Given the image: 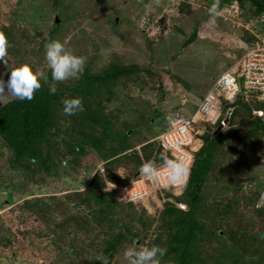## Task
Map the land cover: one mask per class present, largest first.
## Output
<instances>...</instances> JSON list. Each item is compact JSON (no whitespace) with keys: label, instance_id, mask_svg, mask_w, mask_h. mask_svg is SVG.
I'll list each match as a JSON object with an SVG mask.
<instances>
[{"label":"trees","instance_id":"16d2710c","mask_svg":"<svg viewBox=\"0 0 264 264\" xmlns=\"http://www.w3.org/2000/svg\"><path fill=\"white\" fill-rule=\"evenodd\" d=\"M138 2L140 4L141 0ZM150 2H168L185 11H190L193 5L180 0H144L141 5H149ZM225 2L227 0H219L218 9ZM255 2L257 6L253 15H261L264 13V0ZM57 3V0H27L16 7L9 23L0 26V32L4 33L11 45L5 57L9 63L27 60L38 70L44 45L55 39L56 34L64 32V27L55 20L52 25H42L47 22L46 18L52 15L56 18L60 14L55 10ZM47 6L50 7L47 9ZM39 9L41 11L38 13ZM39 17L43 23L38 20ZM107 21L111 30L119 26L114 18L110 17ZM200 22L201 19L194 22L189 36L184 40H178L173 33H170L171 39L164 40V57L169 63L193 42ZM176 29L183 31L178 26ZM245 29L254 35L261 31L263 35L264 22L257 23L253 30ZM118 34L124 38L122 31H118ZM172 39H177L179 43L177 52L170 53L168 45ZM81 44H77L80 49L78 55L85 57L86 62L78 80H41V88L34 92L33 99L21 101L10 97L0 103V154L5 158L1 165L8 171L3 185L9 190L6 194L10 197L13 190L17 192L25 187L33 190L34 185L47 184L51 176H59L60 171H65L70 164H74V170L80 158L89 152H94L105 166L104 172L97 170L82 190L63 195L28 197L19 203L21 214L42 221L43 229L39 236L47 233L53 237V241L63 245L70 239L66 243L67 254L77 257L87 252L84 257L89 264H101L95 259L99 253L108 257L109 264H115L116 254L121 248L129 247L130 243H134L135 247L141 246L145 242L148 247L155 244L167 248L161 264H167L169 260L173 264H264V204H259L264 178L254 168L259 166L260 159L242 156L241 160L246 161L247 167L250 159L252 164L256 162L252 167L254 171L246 181L240 180L238 183L230 180L223 183L227 188L222 185L220 189L217 184L213 193L206 191L207 186L215 184V176H208L219 156L237 153L229 137L246 142L255 153L256 148H260L258 145L264 141V110L258 108L261 104L252 107L243 100L245 96L239 95L226 106V112L231 110L227 123H201L216 128L206 133L201 146L194 151L189 178L182 192L174 195L172 188H165L163 194H157L163 199L173 196L174 202L183 201L186 208L182 209L173 201L166 200L158 217H150L141 201L126 203L115 196L114 189L107 190V187L110 182L124 183L139 177V167L145 161L152 160L160 165L162 158H172L170 153L163 152L159 139L144 144L143 148L135 147V140L140 139L143 126L154 136L167 128L169 113H162L154 104L143 110L129 91V88L135 91V87L139 91L147 87L154 89L155 82L146 86L149 81L153 82V78L146 75H156L157 72L134 62H121L118 57L107 62L101 70L92 71V62L86 56L87 47H81ZM0 66L5 70V64L0 63ZM166 70L169 72V67ZM47 72L48 66L43 73ZM53 83L57 91L50 94L49 88ZM157 90L161 95L165 93L161 86ZM66 97L81 98L82 110L65 115L61 101ZM117 105H129L126 115L120 109L123 118ZM177 110L183 111V108ZM256 110H263V114ZM237 117L241 120L237 121ZM156 118L161 120L155 125ZM163 121V127L155 128ZM236 121L239 124L234 128ZM226 125L229 130L221 131ZM227 148L231 149V154ZM64 161H67L66 165ZM125 161L134 165L129 179H122L116 170ZM222 162L229 170L233 160L226 156ZM4 187L0 189L4 190ZM217 214H223L222 219H227L228 215L230 217L215 226L216 222L220 223L215 219ZM249 215L255 218L250 219ZM71 222L74 234L69 237ZM92 222L101 229L90 226ZM261 223L260 231L253 233L250 230ZM21 232L27 236L31 231L22 229ZM215 237L217 243L210 245L212 242L209 240L214 242ZM14 238V233L1 235L0 247H10ZM75 264L86 263L77 260Z\"/></svg>","mask_w":264,"mask_h":264},{"label":"rangeland","instance_id":"374dc122","mask_svg":"<svg viewBox=\"0 0 264 264\" xmlns=\"http://www.w3.org/2000/svg\"><path fill=\"white\" fill-rule=\"evenodd\" d=\"M25 1L27 0H0V26L9 23L13 11ZM143 1L141 0L139 4L138 0H57L55 10L56 13L60 14L56 18L53 15L46 18L47 22L42 24L43 26L46 24L52 25L54 20L61 23L64 32L56 34L55 39L64 42L66 47L77 55L80 54L77 44L82 43L81 47L86 46L88 52L85 54L92 62V71L101 70L106 67L107 62L113 58L117 59L116 57L121 62H134L156 71V75L145 74L147 77L153 78V82L149 81L146 86L155 82L156 87L154 89L147 87L139 91L135 87V91H131L129 88L130 95L138 103L140 102L139 107L143 110L154 104L157 110L165 114L179 108H185L192 114L199 100L208 93L216 79L249 49L251 44L258 39L257 36L262 35L260 34L261 31L254 35L244 27L249 17L255 14L253 12L257 6L255 2L257 0H253V2L251 0H227L218 9L219 14L214 21L209 20V14L207 13L208 8L217 0H195L194 4L190 6V11H185L177 5H170L168 2H150L149 5L143 6L141 5ZM49 7L47 6V9ZM44 10L46 11V7H44ZM40 11L39 9L38 13ZM205 14L207 15L204 16ZM110 17L114 18L119 25L116 30L109 28L111 25H109L107 19ZM198 19H201V22L195 39L185 46L181 53H178L175 60L169 63V60L167 61L164 57L166 44L164 40L169 38L170 33H173V36L178 40H184L189 36L190 29ZM38 20L43 23L41 17ZM177 26L181 27L183 31L177 30ZM118 31L124 33V38L119 36ZM177 39H172L169 42L170 53L171 51L177 52V44L179 43ZM40 62L41 66L38 70L44 72L47 67L44 53ZM13 64L15 62L11 61L9 63L10 66ZM166 67H169V72ZM0 75L6 81L9 70L7 68L3 70L0 66ZM70 79L72 78L67 80ZM240 82L242 83L243 79H240ZM160 86L165 91L162 95L157 90ZM9 98L10 96L7 95L0 97V103L7 101ZM243 100L252 107L261 104L258 108L264 110V104H262L264 101L258 100L255 96H245ZM117 107L121 118H123L121 110L123 109L124 115H126V109L129 108V105L124 107L117 105ZM160 120V118H156L155 125ZM239 120L241 118L237 117V121ZM237 121L233 125L234 128L239 124ZM164 123L165 121L155 128L160 129L164 126ZM215 128V126L207 124L198 125V136L201 142H203L206 133L213 131ZM227 130H229L227 125L221 129V131ZM149 132L144 126L141 128L140 139L135 140L136 148H143L144 144L154 140L156 142L161 133L159 132L157 136H154ZM229 138L236 146L237 153L234 154L231 149L227 148V151L232 154L219 156L208 176V178L215 176V184L207 186V192L211 190L213 193L217 184H219L217 187L220 189L222 185L227 188L228 186L223 183H228L230 180L238 183H240V180L246 181L250 178L254 168H257V174L264 178V141L258 145L260 148H256L255 153L246 142H240L234 137ZM226 156L233 160L229 170L226 168L227 165L222 162L223 157ZM242 156H249L250 158L255 156V159H260L259 166L254 167L256 162L252 164L250 159L249 167H247L246 161L241 160ZM4 161L5 158H2L0 154V188L4 187L3 179L5 175L6 178L8 177V171L5 170L4 165H1ZM220 162H222L221 165L218 164ZM73 166L74 164H70L65 171H60L59 176H51L52 181L50 180L45 185H34L33 190H28L26 187L17 190V192L13 190L11 197L6 194L9 191L8 189L5 187L4 190L0 189V236L9 233L15 234L10 247H0V264H75L77 260L89 264L84 257L88 254L87 252L77 257L67 254L69 250L66 243L70 242V239L63 245L61 242L53 241V237H49L47 233L39 236V232H42L43 229L42 221L26 217L21 214L19 209V203L28 197L47 194L63 195L69 191L86 188L89 180L104 165H101V161L97 159L94 152H89L80 158L74 170H72ZM133 166L132 162L125 161V164L122 163L116 170L122 179H129L134 169ZM252 167H254L253 170ZM14 179L13 174V181ZM119 183L121 181L110 182L107 187V190H115L114 193L118 199L119 188L117 186ZM172 199L173 196L164 199L158 197V195L154 198L149 197L144 200V207L149 211L150 217L157 218L164 202L166 200L173 201ZM222 217L223 214L215 215V219L220 222H216L215 226L226 221L230 215L227 219H222ZM252 218L255 217L250 216V219ZM262 225V223L257 224L250 230L256 233L260 231L259 228ZM90 226L95 227L96 230L101 229L94 222ZM209 228L214 227L210 226ZM22 229H29L31 232L24 236L21 232ZM68 229L71 231L69 237H72L74 234L72 222ZM212 230L210 229V231ZM213 239L214 242L209 240L212 242L210 245L217 243L215 242L216 237ZM130 246L135 245L130 243ZM136 247L139 246L136 245ZM125 249L121 248L117 252L115 264H126L123 258Z\"/></svg>","mask_w":264,"mask_h":264},{"label":"built area","instance_id":"2783aa9c","mask_svg":"<svg viewBox=\"0 0 264 264\" xmlns=\"http://www.w3.org/2000/svg\"><path fill=\"white\" fill-rule=\"evenodd\" d=\"M194 3L195 0H180ZM264 22V13L251 15L245 22L244 27L253 30V27ZM243 79V82H240ZM255 96L264 100V34L259 35L253 45L238 58L235 63L224 71L214 82L208 93L199 101L195 111L190 114L185 108L183 111H173L167 116V128L159 135V141L164 153H170L174 158H183L188 174L176 183L165 187L153 184L146 178L139 176L124 182L119 188V199L125 202L143 201L149 197L163 194L165 188L177 191L188 181L190 166L193 161V153L201 145L197 136L198 125L210 122L212 124L223 122L225 119L226 106L239 96ZM263 114V110L256 111ZM103 171L104 168L101 167ZM264 188L260 193L259 204H264ZM179 207L186 208L183 202L177 203Z\"/></svg>","mask_w":264,"mask_h":264},{"label":"clouds","instance_id":"9594fccd","mask_svg":"<svg viewBox=\"0 0 264 264\" xmlns=\"http://www.w3.org/2000/svg\"><path fill=\"white\" fill-rule=\"evenodd\" d=\"M208 13L209 20L214 21L215 17L219 14L218 0L208 8ZM10 47L11 45L4 33L0 32V63L5 64L6 68L9 70L8 79L6 81L2 78V75H0V97L7 95L21 101L31 100L33 99L34 92L41 88V80L51 79L53 82H61L69 78L78 80L80 75L83 73V66L86 62L85 57L77 55L75 52L69 50L65 43L60 40L53 39L44 45V57L48 66L47 74L36 70L33 64L27 60L17 62L16 64L10 66L8 61L5 59L8 48ZM56 91L57 89L55 83H53V85L49 88V93L55 94ZM61 103L63 104L64 114L69 116L82 110L83 107L82 100L79 97H66L62 99ZM225 119L222 123L225 122ZM63 163L66 165L67 161H64ZM101 165H103V163H101ZM101 167L105 170L104 166ZM104 170L100 171L104 172ZM138 173L140 176L151 181L153 184L161 185L163 183V185L167 187L168 185L174 184L178 180L186 177L188 174V168L183 158L169 159L165 157L162 158V164L160 165H157L152 160L143 162L139 167ZM122 184L123 183H119L117 188ZM181 190L182 188L175 192L173 191V193L176 195L177 193L180 194ZM261 199H264V196H262ZM141 202L144 204L143 201ZM178 202L183 201H175L176 204ZM166 252V247H161L155 244L148 247L147 242H145L144 245L139 247H127L123 252V258L126 261V264H161ZM95 259L100 261L101 264H109L108 257L104 256L103 253L97 254ZM167 264H173V262L169 260Z\"/></svg>","mask_w":264,"mask_h":264},{"label":"water","instance_id":"95a60500","mask_svg":"<svg viewBox=\"0 0 264 264\" xmlns=\"http://www.w3.org/2000/svg\"><path fill=\"white\" fill-rule=\"evenodd\" d=\"M230 114H231V110H228L226 112V119H225V122L224 123H227L229 121Z\"/></svg>","mask_w":264,"mask_h":264}]
</instances>
